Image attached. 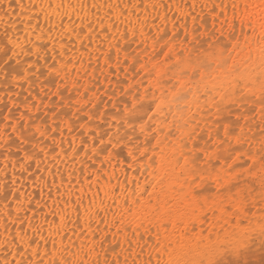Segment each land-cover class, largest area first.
<instances>
[{"label":"snow or ice","instance_id":"1","mask_svg":"<svg viewBox=\"0 0 264 264\" xmlns=\"http://www.w3.org/2000/svg\"><path fill=\"white\" fill-rule=\"evenodd\" d=\"M16 3L21 15L25 8H39L47 23L42 25L37 13V24L27 25L23 38L7 27L0 34V80L9 90L28 85L23 108L15 105L19 116L4 117L0 157L7 159L13 148L17 154L23 150L19 171L32 180L33 190L25 193L15 178L0 183V247L6 249L0 264H153V259L156 264H264V24L258 38L255 28L251 34L243 29L236 34L233 25L226 33L227 5L209 8L206 2L202 7L213 13L212 29L206 22L196 23L198 17L203 21L200 13L192 16L191 28L184 17H169L168 12L180 7L175 0H48L46 7L37 0ZM190 8L195 12L196 0ZM216 9L222 10L223 19ZM168 23L174 27L169 29ZM37 29L39 42L32 39ZM241 35L249 52L243 64L232 55L241 47ZM21 57L35 59L22 63ZM148 64L150 83L141 81L142 90L124 87L123 108L117 103H112L114 111L108 108L115 92L106 100L100 99L102 92H93L97 70L114 67L117 76L121 70H135L139 76ZM36 87L39 94H34ZM199 114L211 118L203 122L208 139H200L216 146L215 164L209 163L213 148L189 147L200 135ZM169 115L182 123L174 128ZM181 130L187 139L181 135L172 151L180 173L170 176L167 186L163 176L148 183L160 165V144L169 138L175 142V132ZM56 161L65 169L69 162L81 168L68 170L65 180ZM120 170L140 172L146 186L138 183L129 191L127 176L121 181L117 175ZM76 171L94 174L85 178L87 191L71 179ZM45 173L52 176L51 182ZM156 184L161 194L155 193ZM120 196L125 212L117 217ZM110 228L116 229L113 240L124 236L117 241L120 252L106 247ZM102 231L99 247L104 259L95 239ZM142 232L154 234L158 253L149 254L147 261L145 246L139 244ZM109 252L115 259L108 258ZM121 252L127 253L122 260ZM165 253L167 262L162 259Z\"/></svg>","mask_w":264,"mask_h":264},{"label":"bare ground","instance_id":"2","mask_svg":"<svg viewBox=\"0 0 264 264\" xmlns=\"http://www.w3.org/2000/svg\"><path fill=\"white\" fill-rule=\"evenodd\" d=\"M47 2L48 0H37V3H43L45 7L47 6ZM59 2L60 0H54V3L56 4H58ZM175 2L176 4L180 6L179 9H174L173 11L168 12L167 15L169 17H175L176 20H180L181 17H184L188 21L190 28L192 27V16L196 15L197 13H200L203 17V21L199 17L197 18L196 23L198 25L202 24L203 22H206L207 28L210 25L213 26V13L209 11V8H211L213 4H221V5L226 4L227 5V9H226L227 22L225 25L226 33L230 31L234 25L236 34H241L242 29L244 32L251 34L253 31V28H255V33H256L257 38L261 34V31H262L261 24H264V0H196L197 8L195 12H192L190 8L191 4L193 3V0H175ZM205 2L209 5V8L202 7ZM27 4H28V0H24V5H27ZM234 4L237 7L234 8L233 7ZM177 11L179 12V15H177ZM215 12L217 14H220L221 19H223V14H222L221 9H216ZM37 13H40L39 8L36 9V12H30L27 10V8H25L24 14L21 15V10L20 8L17 7L16 0H3V3L0 4V17H3V21H0V34H2L5 28L7 27L10 34L19 35L23 38L25 27L29 24H31L32 26H35L37 24V19H36ZM160 14H164V12L162 11ZM150 15H155V14L150 13ZM234 17L235 19H233ZM40 22L42 25L47 23L42 13H40ZM248 22L251 23V26H248ZM160 23L163 25L164 22H160ZM215 23H216V28L219 29L221 26L220 21L217 20ZM13 25H15V31H13ZM121 27H123V25H121ZM167 27L171 29L172 27H174V24L168 23ZM44 30L46 32L47 28H45ZM28 31H31V28H28ZM182 31L183 29L181 28V32ZM39 35H40V30L37 29V36L32 37L33 41L39 42L37 40V37ZM22 42L24 41L22 40ZM57 47H59V45H57ZM255 47L256 45L253 44V48ZM51 55L52 53H49V62H51V59H50ZM232 55H233L234 60L237 63L243 64L247 62V57L249 56V52H248L247 47L243 44V35H241V47L238 48L235 52H233ZM253 55H254L256 62L258 63L259 53L256 52ZM20 59L24 60L25 62L27 60H34L35 58L34 57H21ZM41 63H43V61ZM116 71L117 69H115L114 67L111 70H109L108 68H104L103 72L97 70L95 73V79L92 80V83L94 85L93 92L94 93L97 91L102 92L103 95L100 97L101 100L108 99V97L111 96L115 92V95L113 96V99H112V103H117L121 105L122 107H124V104H123L124 97L122 95L123 88L133 87V88H140L142 90L143 85L140 82L143 81L144 85H147L148 83H150V81L147 79V75L149 72L152 71V66L151 64H148L147 67L144 68L143 72L139 76L135 74V70H129L127 73L121 70L119 72V76L115 74ZM32 79L35 80V76H33ZM110 81L111 83H109ZM0 82L3 86V88H0V102L6 100L12 103L14 107L16 104H20L21 109H22L23 108L22 102L25 100V98L28 95L27 91H25L28 85H24L23 88L20 86L12 87L11 90H9L8 85H6L2 80H0ZM41 83H44V78H41ZM47 87L48 85L45 84V89H47ZM33 91H34V94H39L40 88L36 87ZM157 95L159 96V93H157ZM4 105H6V102ZM15 111L17 110H14V112L11 111L10 114H8L9 120H11L12 116L15 115ZM164 112L165 113L168 112L167 107L164 108ZM16 114H19V112H17ZM177 115H180V113H177ZM171 118L172 116L169 115L168 119L170 123L172 120ZM196 118L201 121V127H200L201 132H200V135L194 137L195 144L192 145L191 142H189V147H194L196 144H199L201 149L205 147L213 148L214 150L211 151L208 155L213 157L209 163L215 164L216 163L215 156L217 155V152L215 150L216 146L215 145H205L204 143V140H207L208 136H207V127L206 125H204L203 122L204 120H208V119H206L205 115L203 114H199ZM175 126L176 125H174L173 127L175 128ZM3 127H4V122L0 120V128H3ZM65 128H66V125H65ZM8 131L12 132V129L8 128L7 132ZM191 131H192V128L187 129V132H191ZM57 135L59 134L57 133ZM181 135H185V140L187 139L186 134L184 133L183 130H181V131L175 132V142L172 140V138H169V140L166 143L162 142L160 144L156 152L160 165L156 170L155 177L153 178V180L148 181V183H155L156 180H158L161 176H163L165 178L164 184L165 186H167L169 182L168 178L170 176H176L180 173V169L175 167L176 160L172 157V151H173V143H176V144L181 143L180 141ZM65 136L69 140L72 139V136L68 134L67 131L65 132ZM77 136H78V133H77ZM200 136H203L204 140H201ZM0 139H3V137H0ZM160 139L161 141H163V137H161ZM77 142L79 143V139H77ZM25 148L31 151V145L26 144ZM48 150L50 151L51 149L49 148ZM161 152H163V157H161ZM24 154L25 153L23 150H21L17 154L15 148H13L12 151L8 154L7 159L0 157V183L5 182V181H11L13 178H15L17 181V187L21 188L22 190L25 191V193H27V192L33 191L31 188L32 180L27 178L25 174L21 173L19 171V166H18V156H23ZM222 154L227 155V153H222ZM179 155H180L179 148H176V156H179ZM13 161L17 162V168L15 170L13 168ZM56 163L60 164L61 170L65 172V177H64L65 180L68 179L66 175L68 170L81 168L80 164L73 165L72 163L69 162L68 168L65 169L63 163H61L60 161H56ZM144 164L148 165L149 161L145 160ZM5 165H7V167H5ZM45 166L46 165H43V164L41 165V167H45ZM96 167H99V165H96ZM137 167H139V165H137ZM125 168H127V164L125 165ZM109 170L111 171V169ZM51 171L55 173L57 169L53 166L51 168ZM148 171H152V170L148 169ZM45 175L47 176L49 182H51L52 176L49 173H45ZM89 175H94V174H92L90 171L84 172V173H81L80 171H76V173L71 177V179L73 180L74 183H78V186L83 185L85 187V190L87 191L88 181H86L85 178ZM117 175L119 176L121 181H125V176H127V181H125V186L128 187L129 191H131L132 189H135L138 183L141 188L146 186L145 177L141 175L140 172L138 171L133 172L132 170H128L127 172H124L123 170H120L118 171ZM107 179L108 177H105V182L107 181ZM59 182L60 181L57 180V183ZM112 183L115 184L116 181L113 180ZM178 189H179V185H177V190ZM92 191L93 193L95 192V187H93ZM155 193L161 194V186L159 184H156ZM37 198H38V191L33 193V199L35 200ZM147 199L148 197L147 195H145L144 200L147 201ZM153 199H155V197H153ZM123 202H124V196H120L119 204L117 205V209H118L117 217H119L121 213L125 212V209L123 207ZM106 203L112 204V200H107ZM173 203H178V201H173ZM0 211H4L3 203H0ZM133 211H138V209L134 208ZM108 219L109 221H111L112 219L111 215H109ZM93 226L96 227V225H93ZM100 227L103 228L104 226L101 225ZM106 231H107V240H108V244L106 245V247L108 248L115 247L117 249V252H120V246L117 243V241H124V236L123 235L117 236L116 239L113 240L112 233H114L116 229L110 228V229H106ZM2 232H3V229L0 228V233ZM141 235H142V238L139 240V244L145 246L143 259L144 261H147L149 258V254H151L153 257L158 255V253L155 251V248H154L155 236L154 234L149 236L147 234H144L143 232L141 233ZM101 236H104L103 231L99 234L98 237L95 238L96 239V251L101 254V259H104L103 252L99 247V238ZM3 239H4V236L0 235V241H2ZM92 239L93 237L90 236L89 240H92ZM133 243L135 244V242ZM77 244L79 245V241H77ZM9 247H11V245H9ZM123 247L124 249H127L128 244L125 242L123 244ZM5 251H6L5 248L0 247V262H2L3 260ZM136 251L139 252L140 248L136 247ZM126 254H127L126 252H121V255H120L121 260L123 259V256ZM108 258L115 259V255L109 252ZM162 259L163 261L167 262L170 259V257L167 255V253H165ZM153 264H156L155 259H153Z\"/></svg>","mask_w":264,"mask_h":264},{"label":"rangeland","instance_id":"3","mask_svg":"<svg viewBox=\"0 0 264 264\" xmlns=\"http://www.w3.org/2000/svg\"><path fill=\"white\" fill-rule=\"evenodd\" d=\"M210 27V28H209ZM208 27V29H212L211 27H213V26H209ZM201 30H203V29H201ZM219 33H217V35H218ZM133 47H135V46H133ZM21 62L23 63L24 62V60H22L21 59ZM12 64H13V67H16V65H15V61L13 60L12 61ZM0 88H3V86H2V84H1V82H0ZM4 102V103H3ZM5 102H6V105H4L5 104ZM1 104H0V120L2 121V122H4V117H8V114H10V112L11 111H13L14 112V110H16V107H14V105L12 104V103H10V102H8V101H2V102H0ZM10 103V104H9ZM9 104V105H8ZM103 106V105H102ZM112 106V102L111 103H109V105H108V108L111 110V111H114V109L111 107ZM119 107L120 108H123L121 105H119ZM3 110V111H2ZM5 110V111H4ZM17 113V111H15V116H19V114H16ZM2 116V117H1ZM206 117V119H208V120H211L210 119V117H207V116H205ZM2 118H3V120H2ZM161 118V117H160ZM160 118H158V119H160ZM172 120H171V123H172V125L174 126V125H176V123H180V122H177L176 120H174L173 119V117L171 118ZM259 116H257V123H259ZM195 123V122H194ZM207 127V126H206ZM206 127H205V129H206ZM9 133H11L10 131H8ZM198 132L200 133L201 132V128L200 129H198ZM191 144L193 145V144H195V141H194V139H193V141L191 142ZM246 147V146H245ZM5 160V159H4ZM243 163H248V161H243ZM211 181H209V183H210ZM213 191H214V189H213Z\"/></svg>","mask_w":264,"mask_h":264}]
</instances>
